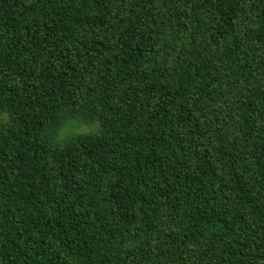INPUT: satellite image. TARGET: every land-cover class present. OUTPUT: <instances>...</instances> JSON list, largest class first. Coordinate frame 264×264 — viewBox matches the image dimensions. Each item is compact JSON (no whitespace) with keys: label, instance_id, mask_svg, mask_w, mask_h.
I'll return each mask as SVG.
<instances>
[{"label":"trees","instance_id":"trees-1","mask_svg":"<svg viewBox=\"0 0 264 264\" xmlns=\"http://www.w3.org/2000/svg\"><path fill=\"white\" fill-rule=\"evenodd\" d=\"M0 264H264V0H0Z\"/></svg>","mask_w":264,"mask_h":264},{"label":"rangeland","instance_id":"rangeland-1","mask_svg":"<svg viewBox=\"0 0 264 264\" xmlns=\"http://www.w3.org/2000/svg\"><path fill=\"white\" fill-rule=\"evenodd\" d=\"M85 130H88L87 128H82V129H79V128H77V129H75L74 131H72V132H80V131H85ZM68 131H69V129H68Z\"/></svg>","mask_w":264,"mask_h":264},{"label":"snow or ice","instance_id":"snow-or-ice-1","mask_svg":"<svg viewBox=\"0 0 264 264\" xmlns=\"http://www.w3.org/2000/svg\"><path fill=\"white\" fill-rule=\"evenodd\" d=\"M66 119L72 120V119H75V117L69 114V116H67Z\"/></svg>","mask_w":264,"mask_h":264}]
</instances>
